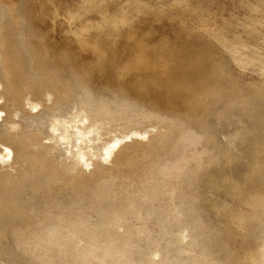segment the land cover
Returning a JSON list of instances; mask_svg holds the SVG:
<instances>
[{
	"label": "bare ground",
	"instance_id": "6f19581e",
	"mask_svg": "<svg viewBox=\"0 0 264 264\" xmlns=\"http://www.w3.org/2000/svg\"><path fill=\"white\" fill-rule=\"evenodd\" d=\"M33 4L0 0V264H42L50 256L45 242L78 254L92 247L107 264H135L130 255L142 243L155 246L154 257L137 264H214L195 260L192 248L197 213L219 212L217 192L235 187L219 170H205L208 158H234L235 134L223 149L212 125L230 123L235 111L231 98L216 109L231 91L220 70L197 92L182 59L162 58L135 35L91 44L84 23L81 47L92 48L101 66L79 71L73 54L47 46ZM194 95L215 104L207 113L185 109ZM175 108L199 118L170 116ZM193 148L187 169L185 151ZM175 228L183 259L159 247L176 244ZM240 264H264V240Z\"/></svg>",
	"mask_w": 264,
	"mask_h": 264
},
{
	"label": "rangeland",
	"instance_id": "374dc122",
	"mask_svg": "<svg viewBox=\"0 0 264 264\" xmlns=\"http://www.w3.org/2000/svg\"><path fill=\"white\" fill-rule=\"evenodd\" d=\"M128 1L34 0L33 24L51 50L74 55L79 71L101 66L92 48L81 47L78 34L84 23L88 25L84 39L91 44L135 35L162 58L182 59L179 67L190 75V86L197 92L209 83L213 69L220 70L231 91L216 109H223L231 98L235 111L230 123L212 125L223 149L226 136L235 134L234 158L230 164L227 155L208 158L205 170L209 174L219 170L234 179L235 187L231 194L224 189L217 192L219 212L197 213L199 231L193 238L192 255L195 260L208 257L214 264H240L264 240V0ZM105 19L115 20L117 26L107 27ZM242 59L246 63H240ZM214 104L207 96L194 95L184 108H204L207 113ZM184 108L168 114L195 123L199 113ZM197 151H185L187 169ZM191 215L186 212L185 218L190 220ZM172 236L176 244L163 242L159 247L164 256L183 259L179 229L172 230ZM42 245L50 252L42 264H107L104 253L92 247L78 254L74 247ZM6 248L10 258L19 253L11 238ZM154 250V245L142 243L130 256L137 264L152 259Z\"/></svg>",
	"mask_w": 264,
	"mask_h": 264
}]
</instances>
